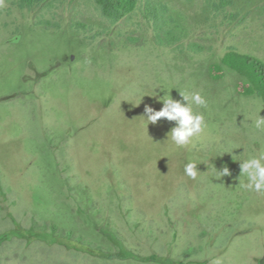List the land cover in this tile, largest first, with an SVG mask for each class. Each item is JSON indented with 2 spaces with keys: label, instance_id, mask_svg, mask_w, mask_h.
<instances>
[{
  "label": "rangeland",
  "instance_id": "1",
  "mask_svg": "<svg viewBox=\"0 0 264 264\" xmlns=\"http://www.w3.org/2000/svg\"><path fill=\"white\" fill-rule=\"evenodd\" d=\"M167 1L187 11L170 46L138 12L93 39L67 25L96 20L80 1L50 30L0 5V264H264V192L240 175L264 153V103L221 63L230 47L264 62V17L240 0L249 20L216 32L200 0ZM190 92L207 127L177 147L144 108Z\"/></svg>",
  "mask_w": 264,
  "mask_h": 264
},
{
  "label": "trees",
  "instance_id": "2",
  "mask_svg": "<svg viewBox=\"0 0 264 264\" xmlns=\"http://www.w3.org/2000/svg\"><path fill=\"white\" fill-rule=\"evenodd\" d=\"M75 0H3L8 5L6 14H11L12 8L31 15L33 21L46 30L59 28L60 21L57 20V10L64 4H73ZM93 9L96 20L91 23L78 19L76 15L71 17L67 25L76 33H89L92 38L109 32L112 28L123 29L120 24L131 19L137 12L144 23L150 27L156 40L161 44L174 45L186 37L184 33L183 8L169 3L167 0H76ZM190 3L192 0H184ZM200 16L208 28L218 32L220 26H232L237 28L249 20L251 11H244L240 0H200ZM243 4L254 6L257 14L264 17V0H243ZM244 11V12H243ZM218 22V23H217ZM133 26H139L138 23ZM134 34V30H130ZM103 36V35H102ZM154 37V38H155ZM136 38V37H135ZM193 52H201L203 48L199 45H189ZM221 63L233 74L237 81L242 83V92H248L264 103V62L255 57L243 55L230 47ZM244 82V83H243ZM247 94V93H246Z\"/></svg>",
  "mask_w": 264,
  "mask_h": 264
},
{
  "label": "clouds",
  "instance_id": "3",
  "mask_svg": "<svg viewBox=\"0 0 264 264\" xmlns=\"http://www.w3.org/2000/svg\"><path fill=\"white\" fill-rule=\"evenodd\" d=\"M3 0H0V5ZM182 100H173L168 94L160 100L163 107L159 111H155L149 106L144 108V120L148 123L155 124L161 118L169 122H175L167 137H170L171 142L177 147H186L193 143L194 139H198L204 134L207 125L203 114L193 112L192 105L206 107L207 102L199 92L180 93ZM140 98V102L141 103ZM191 101V103H189ZM138 104V105H139ZM264 125V119L258 118L256 127ZM184 172L186 176L195 180L198 171L195 162H189L185 165ZM222 176H230L228 168H223L219 172ZM240 175L246 177V183L243 187L247 190L261 193L264 192V153L258 156L248 158L240 162ZM214 264H223L222 259L218 258Z\"/></svg>",
  "mask_w": 264,
  "mask_h": 264
}]
</instances>
